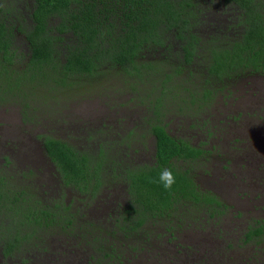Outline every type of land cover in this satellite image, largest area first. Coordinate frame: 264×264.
<instances>
[{"label":"rangeland","instance_id":"rangeland-1","mask_svg":"<svg viewBox=\"0 0 264 264\" xmlns=\"http://www.w3.org/2000/svg\"><path fill=\"white\" fill-rule=\"evenodd\" d=\"M202 3L203 40L232 36L225 27L236 22L235 9H222L220 0ZM33 8V0H0V21L14 30V56L0 64V232L13 233L11 219L22 222L26 207L55 213L60 222L30 223L20 232L28 239L8 257L0 240V264H264V235L243 243L259 221L264 225V73L211 87L202 60L178 63L177 45L147 54L142 63L166 65L137 74L109 66L71 77L35 71L17 31L23 20L30 26ZM155 119L171 137L206 152L194 165V181L222 206L214 216L180 206L125 238L123 170L154 161ZM46 138L68 144L92 167L103 164L95 198L61 186L43 148ZM10 204L21 206V219L7 210Z\"/></svg>","mask_w":264,"mask_h":264},{"label":"trees","instance_id":"trees-1","mask_svg":"<svg viewBox=\"0 0 264 264\" xmlns=\"http://www.w3.org/2000/svg\"><path fill=\"white\" fill-rule=\"evenodd\" d=\"M202 1L33 0L30 26L23 20L20 26L25 30L19 28L17 31L23 35L29 49L28 63L35 71L57 70L68 77L89 75L103 66H109L118 74H137L154 65H166L156 60L152 66L150 61L142 63L140 60L149 53L165 52L176 45V59L180 65L203 61L211 87L239 75L264 73V0H220L222 9L231 7L237 13L236 22L225 27L234 32L229 38L208 35L204 40L200 33L205 29ZM52 20H56L55 23ZM13 35L14 30L7 29L0 21V64L1 61L10 63L14 56L11 50ZM173 73L176 74L175 70ZM163 74L165 82L171 79ZM150 132L155 140L154 161L132 164L123 170L127 201L119 213V223L125 238H133L139 230L169 216L180 206L199 207L197 210L211 211L212 216L222 206L211 192L201 191L194 181V165L206 152L171 137L158 119L151 123ZM43 148L55 165L62 187L95 198L103 164L90 166L86 156L56 139L46 138ZM164 169H171L175 176L170 190L159 181ZM4 194L0 188V198ZM20 209L21 206L14 208L11 204L7 208L18 219H21ZM29 210V207L24 208L22 217L25 218L22 222L19 220V224L11 219L13 233L8 229L0 232L3 257L12 255L24 245L28 232L24 235L20 232L32 226L30 223L42 227L43 223L60 222L55 213L50 216L48 212L39 211L36 216L34 209ZM65 221L69 226L73 223L67 217ZM258 223V227L245 234L243 243L264 235V225ZM30 230V235L36 232ZM81 237L84 238L82 234Z\"/></svg>","mask_w":264,"mask_h":264},{"label":"clouds","instance_id":"clouds-1","mask_svg":"<svg viewBox=\"0 0 264 264\" xmlns=\"http://www.w3.org/2000/svg\"><path fill=\"white\" fill-rule=\"evenodd\" d=\"M160 183L166 190H170L172 185L175 183V176L171 169H164L159 177Z\"/></svg>","mask_w":264,"mask_h":264}]
</instances>
